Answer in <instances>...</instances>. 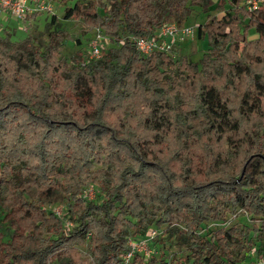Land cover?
<instances>
[{
	"label": "trees",
	"instance_id": "obj_1",
	"mask_svg": "<svg viewBox=\"0 0 264 264\" xmlns=\"http://www.w3.org/2000/svg\"><path fill=\"white\" fill-rule=\"evenodd\" d=\"M241 2L76 1L62 18L81 35L102 31L99 59L77 48L65 55V40L82 41L55 15L45 45L0 35V212L9 237L0 235V264L264 258V7L249 12ZM211 7L225 12L196 27L208 39L198 61L136 49V38ZM55 193L69 230L46 208ZM149 227L159 231L153 252L125 263L128 242ZM164 237L182 252L169 255Z\"/></svg>",
	"mask_w": 264,
	"mask_h": 264
},
{
	"label": "rangeland",
	"instance_id": "obj_2",
	"mask_svg": "<svg viewBox=\"0 0 264 264\" xmlns=\"http://www.w3.org/2000/svg\"><path fill=\"white\" fill-rule=\"evenodd\" d=\"M35 2V0H33ZM47 3V6L50 8L34 11L32 13H28L25 15L23 19H18L5 10H2L0 7V35L2 36H11L12 39H21L26 35H30L34 37L37 43L41 45H45L46 43V25L50 20L51 15H55L60 22L61 28H63L70 37L78 38L80 37L82 44L78 47L74 45V41L72 39L65 40L64 45V54L68 55L73 50L81 49L82 54L87 58L89 56V43L91 39L94 37V30L81 35L80 33V25L75 20H65L62 18L63 12L65 8L71 7L74 5L76 1H83V0H66L64 3L60 2L59 0H44ZM107 1V0H104ZM37 7V5H35ZM228 8V6L226 7ZM224 10L215 9L211 7L208 13L201 12L200 8H196L193 11V14L188 16L187 18H179L181 23L185 24L186 26H193L196 30V27L199 24L204 23L208 18L211 16H215L220 18L224 14ZM249 39L256 38L257 32L254 29H250L247 33ZM208 47V39L207 36L203 38H198L196 35V31L194 34L186 39L185 41L181 42L173 49V53L175 55H186L189 59L193 61H198L202 54L206 52ZM97 187L92 186L86 189L85 195L87 198L92 199L96 195ZM25 196L29 199H32L34 196V190L31 189L25 193ZM46 208L50 211L55 212L56 214L60 215L63 220V224L67 230L71 229L75 226L72 218L66 213V203L64 201V197L59 194L55 193L50 202L46 205ZM2 213L0 212V235L4 234L3 240H7L9 237L6 235V227L2 223ZM168 233L165 234V237ZM162 238L161 245L162 249H164L169 255L175 256L182 252V249L177 245L176 239L174 237H167ZM160 243L158 245H160ZM84 253L89 252V247L84 246L81 248ZM259 258H252L251 260H246L242 264H254V262ZM255 260V261H254ZM51 264H61L58 261H52Z\"/></svg>",
	"mask_w": 264,
	"mask_h": 264
},
{
	"label": "built area",
	"instance_id": "obj_3",
	"mask_svg": "<svg viewBox=\"0 0 264 264\" xmlns=\"http://www.w3.org/2000/svg\"><path fill=\"white\" fill-rule=\"evenodd\" d=\"M241 4L249 11L254 12L264 7V0H242ZM37 5V7H35ZM0 7L12 16L23 19L26 14L34 11L50 9L44 0H0ZM195 32L193 26L177 25L175 23H166L158 30L156 36L150 38H136L135 47L142 55H149L152 52L172 53L175 46L191 37ZM103 33L96 29L94 37L89 43L90 59H99L101 57L100 46L104 41ZM159 234L158 229L149 227L144 235L138 240L128 242L129 250L123 255L124 262H128L135 253H141L148 257L153 251L148 244ZM254 264H264V258L257 259Z\"/></svg>",
	"mask_w": 264,
	"mask_h": 264
}]
</instances>
